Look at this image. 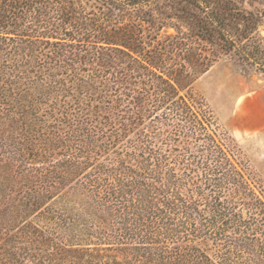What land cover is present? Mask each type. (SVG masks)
Masks as SVG:
<instances>
[{
	"label": "trees",
	"instance_id": "1",
	"mask_svg": "<svg viewBox=\"0 0 264 264\" xmlns=\"http://www.w3.org/2000/svg\"><path fill=\"white\" fill-rule=\"evenodd\" d=\"M262 26L264 0H0V264H264L263 186L192 89L264 73Z\"/></svg>",
	"mask_w": 264,
	"mask_h": 264
},
{
	"label": "rangeland",
	"instance_id": "2",
	"mask_svg": "<svg viewBox=\"0 0 264 264\" xmlns=\"http://www.w3.org/2000/svg\"><path fill=\"white\" fill-rule=\"evenodd\" d=\"M259 32L264 40V26ZM174 33L171 27L159 31L161 36ZM192 89L206 100L218 124L235 139L264 189V129L251 132L237 121V116L248 108L249 98L264 101V73L222 56L194 81Z\"/></svg>",
	"mask_w": 264,
	"mask_h": 264
},
{
	"label": "crops",
	"instance_id": "3",
	"mask_svg": "<svg viewBox=\"0 0 264 264\" xmlns=\"http://www.w3.org/2000/svg\"><path fill=\"white\" fill-rule=\"evenodd\" d=\"M237 121L245 130L254 132L264 129V101L255 98L248 99V108L237 116Z\"/></svg>",
	"mask_w": 264,
	"mask_h": 264
}]
</instances>
